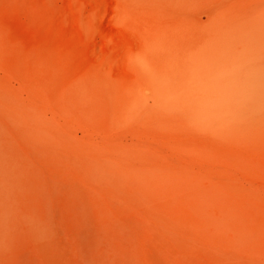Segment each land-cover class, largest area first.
I'll list each match as a JSON object with an SVG mask.
<instances>
[{"label":"bare ground","instance_id":"6f19581e","mask_svg":"<svg viewBox=\"0 0 264 264\" xmlns=\"http://www.w3.org/2000/svg\"><path fill=\"white\" fill-rule=\"evenodd\" d=\"M115 4L124 28L117 65L105 56L113 49H97L94 38L98 69L63 89L54 66L44 65L51 84L44 88L38 70L20 64L18 49L9 54L16 42L0 36V264L15 230L45 243L49 216L37 214V198L49 189L53 168L58 176L67 167L69 177L75 172L102 183L113 205L143 208L156 200L163 213L179 214L182 175L206 162L195 155L264 149V0ZM241 62L249 83L245 102L222 104L210 122L196 119L194 87Z\"/></svg>","mask_w":264,"mask_h":264},{"label":"rangeland","instance_id":"374dc122","mask_svg":"<svg viewBox=\"0 0 264 264\" xmlns=\"http://www.w3.org/2000/svg\"><path fill=\"white\" fill-rule=\"evenodd\" d=\"M115 1L0 0V36L16 42L9 54L18 49L20 64L37 69L44 88L51 85L45 66H54L63 89L98 69L94 38L97 49H113L105 56L117 65L124 28ZM194 158L206 162L182 175L179 214L163 213L156 200L146 210L131 201L113 205L102 183L53 168L37 198V214L49 216L45 243L41 234L15 230L4 264H264V149L221 147Z\"/></svg>","mask_w":264,"mask_h":264},{"label":"clouds","instance_id":"9594fccd","mask_svg":"<svg viewBox=\"0 0 264 264\" xmlns=\"http://www.w3.org/2000/svg\"><path fill=\"white\" fill-rule=\"evenodd\" d=\"M221 81H225L221 83ZM249 83L245 65L235 64L227 73L212 78L208 83L201 82L194 87L191 103L194 117L201 121L217 118V109L224 103L242 105L248 98Z\"/></svg>","mask_w":264,"mask_h":264}]
</instances>
